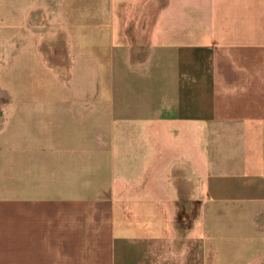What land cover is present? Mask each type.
Returning a JSON list of instances; mask_svg holds the SVG:
<instances>
[{"label": "crops", "instance_id": "obj_1", "mask_svg": "<svg viewBox=\"0 0 264 264\" xmlns=\"http://www.w3.org/2000/svg\"><path fill=\"white\" fill-rule=\"evenodd\" d=\"M5 3L72 57L0 105V264H264V0Z\"/></svg>", "mask_w": 264, "mask_h": 264}, {"label": "rangeland", "instance_id": "obj_2", "mask_svg": "<svg viewBox=\"0 0 264 264\" xmlns=\"http://www.w3.org/2000/svg\"><path fill=\"white\" fill-rule=\"evenodd\" d=\"M6 0L0 3V89L6 94L9 90L13 92H39L47 88L49 90L59 89L61 84L56 79V62L58 58H71V51L60 50H24L13 49L9 44V34L14 27L23 28L24 21L30 25L29 19H9L7 15ZM5 6V7H4ZM56 19H46V27L52 28ZM44 25V24H43ZM6 95L1 97L0 105L7 104ZM16 105H39L43 98L38 95L28 98H20Z\"/></svg>", "mask_w": 264, "mask_h": 264}, {"label": "bare ground", "instance_id": "obj_3", "mask_svg": "<svg viewBox=\"0 0 264 264\" xmlns=\"http://www.w3.org/2000/svg\"><path fill=\"white\" fill-rule=\"evenodd\" d=\"M4 92L0 89V97H3L4 96ZM1 99V98H0Z\"/></svg>", "mask_w": 264, "mask_h": 264}, {"label": "water", "instance_id": "obj_4", "mask_svg": "<svg viewBox=\"0 0 264 264\" xmlns=\"http://www.w3.org/2000/svg\"><path fill=\"white\" fill-rule=\"evenodd\" d=\"M1 98V97H0Z\"/></svg>", "mask_w": 264, "mask_h": 264}]
</instances>
